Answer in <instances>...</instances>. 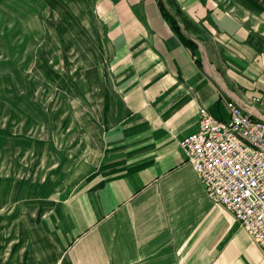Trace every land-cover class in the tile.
<instances>
[{"label": "crops", "instance_id": "0c3cea01", "mask_svg": "<svg viewBox=\"0 0 264 264\" xmlns=\"http://www.w3.org/2000/svg\"><path fill=\"white\" fill-rule=\"evenodd\" d=\"M93 1L108 47L104 131L52 204L47 194L42 218L17 222V240L34 264H264L179 147L199 131L201 108L228 121L233 102L264 121V0L247 18L181 0L195 51L160 0Z\"/></svg>", "mask_w": 264, "mask_h": 264}, {"label": "rangeland", "instance_id": "374dc122", "mask_svg": "<svg viewBox=\"0 0 264 264\" xmlns=\"http://www.w3.org/2000/svg\"><path fill=\"white\" fill-rule=\"evenodd\" d=\"M209 1L249 17L251 0ZM160 4L185 21L181 0ZM103 26L93 0H0V264H34L17 222L40 220L47 194L52 204L100 142L109 89Z\"/></svg>", "mask_w": 264, "mask_h": 264}, {"label": "built area", "instance_id": "2783aa9c", "mask_svg": "<svg viewBox=\"0 0 264 264\" xmlns=\"http://www.w3.org/2000/svg\"><path fill=\"white\" fill-rule=\"evenodd\" d=\"M228 109L230 119L222 121L201 108L199 131L180 146L210 200L225 207L264 251V121L236 103Z\"/></svg>", "mask_w": 264, "mask_h": 264}, {"label": "trees", "instance_id": "16d2710c", "mask_svg": "<svg viewBox=\"0 0 264 264\" xmlns=\"http://www.w3.org/2000/svg\"><path fill=\"white\" fill-rule=\"evenodd\" d=\"M160 10H161L163 16L165 17V19L170 24L171 28L175 31V33H177L179 35L180 39L185 44V46H187L192 51H195L196 45L190 39H188L187 37H185V35L181 32L180 26L178 25V22H177L175 16L172 15L171 13H169L164 8V6L161 5V4H160Z\"/></svg>", "mask_w": 264, "mask_h": 264}, {"label": "bare ground", "instance_id": "6f19581e", "mask_svg": "<svg viewBox=\"0 0 264 264\" xmlns=\"http://www.w3.org/2000/svg\"><path fill=\"white\" fill-rule=\"evenodd\" d=\"M181 142V141H180ZM180 142H179V147L181 148V146H180ZM182 149V148H181ZM182 151L184 152V150L182 149ZM185 153V152H184ZM186 155V154H185ZM190 164V163H189Z\"/></svg>", "mask_w": 264, "mask_h": 264}]
</instances>
